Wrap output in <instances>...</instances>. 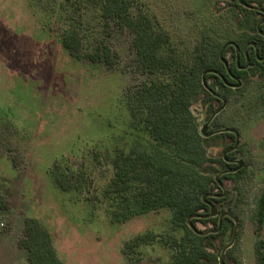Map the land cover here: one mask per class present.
I'll return each instance as SVG.
<instances>
[{
	"label": "rangeland",
	"instance_id": "rangeland-1",
	"mask_svg": "<svg viewBox=\"0 0 264 264\" xmlns=\"http://www.w3.org/2000/svg\"><path fill=\"white\" fill-rule=\"evenodd\" d=\"M236 1L133 0L132 13L141 9L166 40L165 50L173 48L182 62L208 35L224 47L228 67L234 52L226 38H233L228 41L233 44L254 35L251 18L243 16ZM252 5L260 29L264 5ZM74 29L85 53L105 45L113 64L70 56L62 40ZM131 40L114 22L106 25L97 0H0V197L5 202L0 209V264H26V252L17 242L27 219L37 220L49 233L64 264L172 263L180 232L171 229V212L160 208L142 213L133 191L129 217L113 222L114 202L104 195L115 154L131 145L130 94L151 80L137 70ZM255 49L260 65L247 60L239 86L229 84L223 90L210 77L202 85L212 96L201 91L189 106L204 138V158L192 163L193 168L208 179L210 204L232 217L208 239L207 257L200 264H218L235 228L223 264H257L255 247L264 243V223L257 231L252 219L264 192V45ZM235 54L239 62L237 49ZM232 131L239 143L229 153L236 140ZM152 145L157 164L162 155L175 153L171 146ZM226 156L230 166L222 163ZM173 161L185 163L177 157ZM237 162L238 170H244L240 176L234 171ZM67 177L75 187L62 191L56 181ZM200 219L192 232L208 236L215 227Z\"/></svg>",
	"mask_w": 264,
	"mask_h": 264
},
{
	"label": "trees",
	"instance_id": "trees-1",
	"mask_svg": "<svg viewBox=\"0 0 264 264\" xmlns=\"http://www.w3.org/2000/svg\"><path fill=\"white\" fill-rule=\"evenodd\" d=\"M240 2L241 4L239 0L236 1V7L244 12L243 16L251 18L254 35L234 41L233 46L228 42L233 38H226V46L234 52V61L225 67L224 47L208 35L202 36L188 60L182 62L173 48L165 50V46L168 47L166 40L153 29L151 20L141 9L138 8L136 14L132 13L133 0H97L100 17L106 25L114 22L118 28L130 33L136 68L141 74L151 78L131 92L127 103L132 141L129 150H119L112 161L113 177L104 191L105 197L114 202L115 209L110 213V218L113 222H124L129 217V195L133 191L142 213L160 208L168 209L171 212V229L180 232L171 264H200L207 257L206 244L214 233L208 236L194 234L189 224L195 227L197 217L212 224L215 228L211 231L218 226V217H207V203L213 201L209 197L208 179L192 165L204 158L201 146L204 138L197 133L189 106L201 91L206 96H212L202 85L203 76L205 81L210 77L215 78V85L227 90V85H237L245 74L242 68L246 66L247 60L250 64L260 65L259 58L262 57L256 56L255 48L260 44L264 45V24L260 29L257 27L261 23L258 13L249 6H263L264 0ZM62 45L76 59L113 64L111 51L105 45L98 48L97 52L85 53L76 29L63 36ZM236 49L242 56L239 62L236 59ZM248 51L251 53L246 59ZM162 76L164 78L159 80ZM215 87H211L212 93L215 92ZM143 134L147 141L143 139ZM153 142L171 146L175 148V153L173 156L162 155V163L157 164ZM166 156L171 157V160ZM173 157L181 158L185 163L175 164ZM227 158L228 156L223 157L222 163L230 166L231 163L225 161ZM243 172L244 170H237L235 175L240 176ZM215 184L217 185L216 182ZM56 185L62 191L75 187L69 177L56 181ZM205 195H209L205 200L207 203L202 201ZM4 208V199L0 197V209ZM222 219L221 231L225 222H230L227 217ZM252 219L259 231L264 223V192L255 205ZM17 246L26 252L27 264H64L54 250L49 233L37 220L24 221L23 237L18 240ZM255 254L257 264H264L262 241L256 245Z\"/></svg>",
	"mask_w": 264,
	"mask_h": 264
},
{
	"label": "water",
	"instance_id": "water-1",
	"mask_svg": "<svg viewBox=\"0 0 264 264\" xmlns=\"http://www.w3.org/2000/svg\"><path fill=\"white\" fill-rule=\"evenodd\" d=\"M231 45L233 46V44H231ZM223 50H224V49H223ZM222 54H223V51L220 53V59H222ZM223 64L225 65V67H227V63H226L225 61H223ZM246 66H247V65H246ZM202 81H203V84H204V76H203V78H202ZM239 85H240V82L238 81L237 86H239ZM224 104H225V102L223 101V106H224ZM206 128H207V124L204 125V127H203L202 130H201V135L204 136V137L208 136V135L205 134V129H206ZM232 132L235 134L236 140H235V144H234L233 148L231 149V151L234 150V149L237 147L238 143H239V137H238V135H237L234 131H232ZM237 165H238V168H237L236 170H234V171H237V170L240 168L241 163H240V162H237ZM234 171H230V172H234ZM227 172H229V171H225L223 174H225V173H227ZM216 183H217V185H218L220 188H222V185H221V183H220L219 180L216 179ZM223 194H224V193H223ZM207 196H208V195H205V196L202 197V201H203L204 203H207V202H205ZM207 205H208V207H209V214L207 215V217H208V218H213V217L218 216V226H217V228H216L215 230H213V231H210V233H217V232L219 231L220 227H221V221H222V218H223V217H230V218H232V217H231V215H230L229 213H227V212H222V213L219 214L218 211H217V209H216L212 204L207 203ZM189 228H190L193 232H196L195 229H194V227H192L190 224H189ZM235 230H236V228H235ZM235 230H234V232H233V235H232V239H231L230 244H229V245H228V246H227V247L221 252L220 257H219V259H218V264H223V256H224V252H225V251H226V250L232 245V243H233V241H234V238H235Z\"/></svg>",
	"mask_w": 264,
	"mask_h": 264
},
{
	"label": "flooded vegetation",
	"instance_id": "flooded-vegetation-1",
	"mask_svg": "<svg viewBox=\"0 0 264 264\" xmlns=\"http://www.w3.org/2000/svg\"><path fill=\"white\" fill-rule=\"evenodd\" d=\"M244 70V68H242ZM229 164H230V161H229ZM232 164V163H231Z\"/></svg>",
	"mask_w": 264,
	"mask_h": 264
},
{
	"label": "crops",
	"instance_id": "crops-1",
	"mask_svg": "<svg viewBox=\"0 0 264 264\" xmlns=\"http://www.w3.org/2000/svg\"><path fill=\"white\" fill-rule=\"evenodd\" d=\"M26 264H27V259H26Z\"/></svg>",
	"mask_w": 264,
	"mask_h": 264
}]
</instances>
